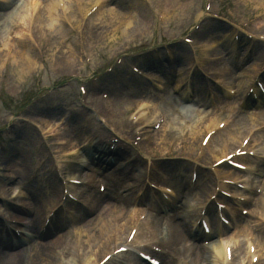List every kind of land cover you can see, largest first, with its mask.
Listing matches in <instances>:
<instances>
[{
  "label": "rangeland",
  "instance_id": "374dc122",
  "mask_svg": "<svg viewBox=\"0 0 264 264\" xmlns=\"http://www.w3.org/2000/svg\"><path fill=\"white\" fill-rule=\"evenodd\" d=\"M48 1V0H44ZM105 5L102 11H105L106 16L95 15L92 16V19L88 20L91 23H95V32L91 34L88 33L86 30L83 29L82 25L78 28V25H74L72 28L64 25L63 33L64 34H53L48 30H45V27L39 26L35 24L34 29L32 30V42L30 43V48L32 54L37 59V67L35 71H33L28 78H25V82L21 83L16 81L13 71H12V64L10 63V59L5 56V59L8 58L6 61L4 59V67L1 69L0 67V144L3 147H7L12 143V136L10 135L9 129L12 125L16 123H20L23 121L28 120L32 121L35 125H37V129H42L44 132V137L47 138L49 135L55 134L57 139H64V136H68L71 132H75L80 134L82 131L85 130L83 118L85 116L91 117L96 125L103 130L105 135H116L112 133L109 129L106 128L103 124L100 123V118H104L108 121L107 116L102 115L96 108H99L98 104L95 103L96 108L94 106V99L98 98L101 99L100 96L95 98L88 99L87 103L79 101V87L82 85L81 80L83 79L85 82H89L92 79V73H96L93 76L101 78L102 74L106 71V69L110 66H114L116 64V55L122 53V51L130 48L131 52L138 48L135 51L134 55H141L145 54L149 50H152L154 45L159 41H162L160 38L161 36L167 35L168 38H171L173 35H183L187 30L193 29L194 25L199 24L202 21H205L201 27L203 26V30L206 32H212L211 29H214L217 35L220 37L221 28L217 26L206 14L203 13V6L204 0H180V8L174 12L173 15L168 14V0H105ZM238 5L235 4L234 0H213L212 4L216 10L222 11L225 17H229L232 21V24L240 25L241 22L248 21V19H253L255 16H262L260 13H264V5L262 4L264 0H236ZM92 4L85 5L87 8H90ZM6 7V6H5ZM4 10V7L0 5V11ZM160 11H165L168 15V22L165 31L168 33L161 34L158 33V28L156 26L157 20L156 16ZM43 13V11H42ZM118 15L119 18H114V15ZM42 15V14H41ZM95 20V21H94ZM9 21H1L0 22V32L2 30L1 25H6ZM131 22V27L127 26V23ZM119 23L122 25L119 26ZM145 23L148 25V32L147 33H140L136 32L135 30L139 28L140 24ZM20 29H26L29 35V31L24 23H17ZM27 25V24H26ZM108 26H112L108 28ZM231 26L228 25V28ZM14 26H11V30ZM115 28L117 31H115ZM122 28H130L128 31L123 32ZM223 28V27H222ZM79 29V30H78ZM94 29V28H93ZM10 30V31H11ZM186 30V31H184ZM225 30V29H222ZM183 31V32H182ZM224 32V31H223ZM253 32L258 34L264 33V23L262 22ZM16 33V32H14ZM13 34H9L8 39L7 35L4 37V41L7 39L6 44L0 41V58L1 62L7 52L6 48H11V51L18 50V37ZM126 33V34H125ZM91 36H94L92 39ZM196 37L204 38L210 36L207 34L206 36H200L198 32L195 33ZM111 37V39H110ZM169 43V42H168ZM220 46L214 48L212 52H214L213 58L215 60L213 62H207L206 67L208 70H212L215 68H220L222 71V66L225 63H228L232 68L235 67L236 62H241V60H237V58L233 55H225L228 53L227 45L224 43H219ZM162 43L158 45L161 47ZM185 48L179 49L180 52L186 54L185 59L190 62V53L187 46ZM176 50V49H175ZM28 51V50H27ZM73 56L74 61L76 60V65L72 64L69 65L70 58ZM217 57V58H216ZM91 59V62L88 64L87 61ZM264 60V59H263ZM253 61V60H251ZM164 64V63H163ZM178 62H175L176 69V79L178 81L180 78L184 79L189 72L190 64L186 66L179 67L177 66ZM250 62L246 64L249 66ZM123 66V67H121ZM127 64H122L117 66L114 69V72L108 75L105 78V82L103 83L104 89L111 95L112 98V108L114 111L118 108V113L120 115V119H117V125H113V128H116L117 135L121 134V143L118 146L121 149V152L124 151V147L130 148L131 146H127L126 143L122 141H128L129 143H133L134 139L128 134L130 130L128 129L127 123L131 122V116H129V112L132 110V107L139 101V99L135 98L137 91H144V89L151 90L153 84H149L147 86L146 83L141 81L142 79L132 80L128 78L129 71L127 68ZM167 66V65H166ZM244 64L242 65L243 68ZM256 65H252V68L255 69ZM259 65L256 67V69ZM241 68V69H242ZM260 68V67H259ZM253 70L252 72L256 71ZM259 70V69H258ZM86 75V78L84 77ZM81 78V79H80ZM140 80V81H139ZM133 81H135L133 83ZM169 81V80H168ZM98 83V82H97ZM102 84V81H100ZM195 84L200 85L203 89L210 86L208 82H200L196 79ZM166 89L171 90L172 88L167 87ZM171 95V92L164 91L162 96L166 97ZM143 97H152V102L154 101V108H163L161 104V99L158 98L153 92L148 94H143ZM176 99L179 97L175 94ZM204 100V99H203ZM178 101V100H177ZM158 105H157V103ZM115 103V104H114ZM129 103H133L130 106ZM114 104V107H113ZM179 103V108H180ZM134 108V107H133ZM164 109V108H163ZM29 110V112H27ZM170 110L169 117H167V126L163 128V134H165V140H162V137L157 135V132L151 129V135L148 137L152 141H154V146L151 147V150L154 151L156 156H159L161 153H165L166 150L172 152L170 156H165L160 163L169 170V166L173 168L182 169L187 171L189 176L190 170L192 167V152L196 151V139L195 137H190L189 133L186 131L189 126L193 125L194 117L198 115H202L199 110L193 108V110H185L182 114H175L173 112V108L168 107ZM41 111L44 114H41ZM94 111V112H92ZM80 113H84V116L81 117ZM193 114V115H192ZM219 112L216 109H212L209 112L210 116H217ZM195 115V116H194ZM19 118H23L24 120H19ZM174 118V119H173ZM61 123H64L60 126ZM204 122L200 120L197 129L199 130V135L201 136V128L203 127ZM256 124H258L256 122ZM239 128V127H238ZM192 128H189V130ZM196 129V130H197ZM250 127L246 125L244 130L242 131V137L248 132ZM23 131V136L27 140H29L32 144V141L43 140L41 139L40 135L37 134V131L30 125V127L26 128ZM70 132H67V131ZM129 130V132H127ZM126 131V132H125ZM261 130L259 133H261ZM82 138V137H81ZM136 138V137H135ZM113 139V138H110ZM117 140V138L115 139ZM82 146L84 149V154L87 152L89 141H85V138H82ZM37 143V142H36ZM40 143V142H39ZM52 144L50 146L51 150L54 151L57 155V161L61 162L58 173L55 172L54 168L48 170L44 176H41V180L43 182L36 181L33 183V186H37L35 192L39 194L41 190H43L44 194L39 203L38 199L35 197L29 198V203L34 208L33 209V216L32 219L34 220L37 216L38 210L35 211L37 207L42 210L43 208L40 206H46L44 209H48L50 207V199H51V192L52 187L56 186V201L57 203L60 201V195L62 193V186L67 187V181L70 180V177L75 176L77 178L79 175L75 172L78 170L79 164H85L86 160L89 158H81L79 157L78 160L72 158V155H77L81 153L78 151L72 144L69 146H57L58 141L52 140ZM221 145L215 144L212 150L209 152V155L214 156H222V149L224 148L225 143H220ZM238 143L229 149L230 152L232 151ZM24 149L28 150L30 154H36V150H31L27 146H23ZM125 148V149H126ZM86 149V150H85ZM127 150V149H126ZM60 152V153H58ZM139 155L146 159L145 157V150H137L134 149L129 152V158L131 156ZM73 156V157H77ZM210 156L211 159H214ZM208 158V157H207ZM70 159V161L68 160ZM209 161V158L206 159ZM38 159H34L32 161L33 167L35 166L34 163H37ZM115 164V163H114ZM127 163L124 162L122 165L125 166ZM167 164V165H166ZM138 176L141 180L148 179L149 181H162L161 178L155 179L153 175L154 172L150 170L148 163L144 160L141 164L137 166ZM199 180L197 183V190L196 192L199 193L198 201L188 199L190 202L193 201V205L196 206L203 202L210 194L214 193L216 188V179L214 173L209 172L207 170L200 169ZM82 175L85 178H80V181H86V176L89 175V169L84 168L82 170ZM136 173V172H135ZM136 175V174H135ZM79 178V177H78ZM37 179V180H39ZM254 179H258L257 183H254L253 190L257 189L261 191V194H251L250 197H253L250 200V204H247V207L250 213L253 215L251 219H241L239 221V225L242 226L240 232H232L228 235V237H235L238 246H244V241L241 238L243 231L249 232L251 237H259L261 240V250L264 252V231H262L261 227L264 225H260V221H263L262 214L264 211V172L259 177L258 174L254 175ZM89 181L91 179H88ZM91 182V181H90ZM125 183L121 186V189L128 188L127 186L130 184ZM25 186V184H22ZM20 187V186H18ZM18 187H11L8 186L7 188L11 189V195L6 197V200L11 201L15 195H17L20 189ZM32 187V186H31ZM27 188V185L25 186ZM95 188V185H94ZM138 188V187H137ZM54 189V188H53ZM75 193L83 194L85 188L83 186L74 187ZM201 189V192H199ZM137 190V189H136ZM58 192V193H57ZM138 193V191H136ZM204 193V194H203ZM187 195V194H185ZM189 198V196H188ZM80 199V198H79ZM32 200V201H31ZM262 200V201H261ZM105 203L108 205H113L115 202L111 200H106ZM125 203V202H124ZM151 202H147L149 204ZM232 203V202H231ZM3 203L0 204V207ZM35 204V205H34ZM38 204V205H37ZM141 205L138 206L136 203L126 202L125 204L121 205V208L129 207L130 209L136 212L135 223L133 227L139 228L146 221V225L148 222L153 221L156 216L155 214L156 209H150V213L152 214L151 218L146 219L143 218L147 215L146 210L151 207ZM153 204V203H152ZM233 204V203H232ZM34 205V206H33ZM65 203L62 201L58 207L64 206ZM234 205V204H233ZM3 210V209H0ZM0 213H2L0 211ZM163 215H166L164 211H162ZM2 214H0L1 217ZM46 215V214H45ZM97 215V214H96ZM7 220V219H6ZM68 228V227H67ZM85 228L81 225L75 226V228L69 230L70 233H73L72 239L74 244L78 241L76 239L77 235H81V241L79 247H76V257H75V264L84 263V259L89 254H94L97 256V251L95 247H91V250L88 251L87 249V235L84 234ZM146 234H150L148 229L145 230ZM113 235L115 233L113 232ZM240 235V236H239ZM35 236V235H34ZM124 236H120L118 234L117 237L109 241V246L105 252L100 253L97 256V260H95L94 264H97L104 256L108 255L107 253L111 251V249L116 248L118 245L123 243ZM145 238H151L150 236H143ZM162 237H165V232L163 233ZM33 238V237H32ZM119 238V239H117ZM125 238V237H124ZM144 238V239H145ZM35 247V246H34ZM38 250L33 251V247L24 246L23 248H18L15 251H6L7 255H0V264H6L7 260L11 256H18V262L16 264H47L45 262L46 254L49 255V247L46 245V242H38L37 245ZM49 252V253H48ZM60 254L61 249H58ZM52 254V253H51ZM105 254V255H104ZM61 258L59 259L60 262L52 261L48 264H71L68 257L66 255H59ZM194 256L191 255L189 252L186 253L184 256L179 258L174 257V260L179 262H174L175 264H191L192 258ZM134 260V255L131 257ZM129 255L124 258V262L130 261ZM136 259V257H135ZM139 261V260H138ZM136 262V261H134ZM203 264H209L208 262H203Z\"/></svg>",
  "mask_w": 264,
  "mask_h": 264
},
{
  "label": "bare ground",
  "instance_id": "6f19581e",
  "mask_svg": "<svg viewBox=\"0 0 264 264\" xmlns=\"http://www.w3.org/2000/svg\"><path fill=\"white\" fill-rule=\"evenodd\" d=\"M75 1H77V0H48L46 2L45 9L42 13V16H37V14H38L36 12V11H38L37 6L36 7L34 5L29 6V5H27V2H29L28 0H20L22 5H19V7H17L16 9H13V10H10L9 12H6L5 15H4V13L0 14V22L3 20L9 21L7 23V27H6V25H1L3 27L2 28L3 31L0 32V41L3 43V45L6 44V41L8 39L9 34L11 35L14 32H16V33H14V35L16 37H18V40L16 41V43L18 42V50L11 51V48L13 46H11L10 48H6L7 52H5V55L3 57L2 62H1V58H0L1 69H3V67H4V59H5V56H7L8 58H10V63L12 64L13 75H14L16 81L21 82V83L25 82V78H28L30 76V74L33 71H35V69L37 67V59L32 54V51L30 48L31 47L30 43L32 42L31 41L32 40V33L31 32L34 29L35 24H38L39 26L45 27V30H48L49 32L53 33L54 35L55 34H57V35L64 34L62 27L66 24L71 25V28L74 25H78V27H79V25H80L79 21H78V19H76L75 13L72 12L73 11L72 3ZM81 1H82V3H86L85 5L92 4L93 9L96 8L97 9L96 13L98 12V14L100 16H106L104 14L105 11H102L103 8H101L99 10V6L102 5L104 0H81ZM14 2H15V0L12 1V4L10 5V7H12ZM179 3H180V0H168L169 8L167 10H168V14L170 16L171 15L174 16V12L180 8ZM262 4L264 5V2ZM87 10H89V8H87ZM40 17H41V19H40ZM114 18L118 19L119 16L116 14V15H114ZM75 20H77V22ZM19 22L24 23V25L27 27V29L29 31V35H28V32L26 29H24V28L20 29V27L17 24ZM121 25L122 24L119 23V26H121ZM11 26H14V28L12 30H11ZM127 26L131 27V22H128ZM111 27L112 26H108V28H111ZM138 27L139 28H137L135 30L136 32H139V31H140V33H143V32L147 33L148 32V25H146L145 23L140 24ZM129 29L130 28H126V29L122 28V31L126 32ZM115 31H117L116 28H115ZM6 35H7V39L4 41V37ZM222 38L225 40L230 39L231 35L226 36L223 34ZM110 39H111V37H110ZM233 41H234V38H233ZM207 47H211V45L209 44V46H207ZM231 49H232V52H233V49L235 50V41H234V45H232ZM180 54L183 56L184 55L187 56V55L182 53V52H179V54H177V58L179 59V61L183 62V63H181V65H187V62H188V61H186L187 59H183ZM175 56H176V53H175ZM8 58H6L5 61ZM72 64L76 65V60L74 61L73 56L70 58V61H69V65H72ZM150 67L152 69L155 68L153 63L150 65ZM251 68L252 67H250L249 69L244 70L241 73L236 75V76H238V81L236 83L238 85H234V88H236V90H237L236 93H239L240 96L245 94V92L248 89V87L250 86V84L256 78L255 75L257 72L253 73L252 72L253 70L250 72ZM174 75H176V73H174V71H171L169 73V77L165 76L164 79L170 78ZM133 76H135L134 73H132V77ZM173 78H170V81H173L174 80ZM177 83H181L180 80ZM227 83L231 84L229 87H227V88L231 89L230 87H233L232 84H234V82L227 81ZM157 87L159 88L161 86L158 84ZM173 87H174L173 89H176V88H179V85H175ZM186 91L188 92L187 86H186V90L184 93L185 96H187ZM143 92H146V90L140 91V93H143ZM140 97L143 98L141 102H144L139 106V108H143L141 110V113H140L141 114L140 120L142 122L148 124V123H150V118H153L156 115L155 108L152 104V108L147 110L146 106L148 103L146 101H149L150 98H144L142 96H140ZM168 97L172 98V99H168L166 105L169 106L170 108H177L179 105L178 101L176 99H174V97H172V96H168ZM209 97H211V94L209 95ZM212 97H214V95H212ZM256 97H257V99H259V97L256 96L255 93H253V95H251L252 99H255ZM97 102H98V100H96V103ZM117 110H118V108H116L115 111L113 109V115L115 114L116 118L119 120L120 115H119ZM30 114H32V113L30 112L29 115ZM41 114H44V112L41 111ZM28 116H27V121L16 123L13 125V127H11L9 133L15 139H12L11 145H9L3 149V151H6V154L9 156V159L11 160L9 163V166L6 165V169L8 171H10L11 174H16L18 176V178L20 179V181H19L20 184H25V186L27 185V188H26L27 195L21 193V195L19 194V196L16 198V202L18 204L23 205L24 210L16 211V209H17L16 206L12 203H8V201L6 200V197L10 196V191H12L11 189H9L7 187L10 186V184L12 182L11 180H14V177L9 176V174H8L7 177L4 178V180L6 179L7 181L0 182V199H3V201H4V204L2 207H4L5 205H8V207L11 208L10 211H7V209H8V207H7L3 211V213H4L3 216H6L7 218L10 217V219H12V220H19L20 222H22L24 219H22L23 216L18 217V213L21 215H24V216H26V215L28 216L31 213L30 212L31 211L30 210L31 204L29 203V198L32 196L34 198L36 197L38 199L37 203H39L41 197L43 195H45L43 190H41L39 192V194L35 192V189H37L36 188L37 186H33V183H35L36 181L43 182V180L39 179L36 181L33 180L31 182V179L33 178V171H35L37 169V166L34 168L31 166L30 163H31L32 155L30 154V152L28 150L24 149L23 146H27L31 150H35V149L45 150L46 145H42V144L39 145V143L32 144L28 139L26 140L24 138L23 131L21 129L25 130L26 128L30 127V125L34 129L37 128V125L32 123V121L28 120L29 119ZM250 116H252V114H250ZM248 120H246V119L241 120L240 119L238 121L237 125L246 126V123L248 122ZM84 125L87 128H91L94 126V124L92 123V121L89 118H85ZM127 126L132 127V126H134V124L128 123ZM243 126H240L239 128H233V127L230 128V130L227 131L223 135L222 139L221 138L220 139L215 138L214 139V140H216L215 143H217L218 146L221 145L220 143H226L225 148H227L228 144L229 145H235V144L239 143V140L241 139L240 133H241V129L243 128ZM81 134H82V138H86V136H89L87 133H85V131H82ZM191 135L192 136L195 135V132L193 130H191ZM77 137L80 140V136L77 135ZM32 142L33 143L36 142L35 139ZM198 144H200V142H198ZM44 146H45V148H44ZM94 147L96 148L97 153L100 156L99 161H97V162L93 161L94 166L98 165L97 168H101L102 165H105L108 168L111 167V165H110L111 159L107 160V159H109V158H107V156L124 158L125 160H122L123 162H126V160L129 159L128 158L129 156L127 157V153H121L120 151H116V150L111 151L103 143L95 142ZM225 150H228V149H225ZM126 152H129V150ZM86 155L91 156V154H89L88 152L85 154V156ZM2 158H4V156H2ZM104 161H105V163H103ZM127 163L128 164L125 168H121L120 167L121 164H118V163H116V165L118 164L116 167L112 168L113 169L112 171L117 176L115 178H112L111 180H110V178L107 179L108 190L106 192V195H104L103 197L102 196L101 197H98V196L86 197V196H84L85 206H83L81 208L72 209V211H78V214H79V216L77 218H72V222L75 221V222H78L79 224L83 225V228H85L84 234L87 235V237H88L87 238V249H88V251H90L91 247H95V250L98 253L97 256L100 253H103L106 251V249L109 246V241L111 243V240L114 239V237H117L118 234L120 236H124V237L127 236V238L130 239V232L132 231L133 225L136 222L134 220L136 217V215H135L136 212L134 210L130 209L129 207H126L128 205H125V208H121V206H120L121 204H125L124 202H126V200H122V196H121L122 194H120L121 193L120 189H121V185H123L124 183H126L128 181L133 182V185H131L133 189H135V187H136L135 184H137L138 182L141 183V180H140L141 178L138 176L137 165L141 164L142 161H139V160H136L135 162L128 161ZM262 166H263L262 163H260V168ZM79 167L80 168H78V170H75V172L78 173V175L81 177H82L81 172L84 168L87 167V169H90V165L88 163L87 164H80ZM50 171H51V168H50ZM170 171L175 172L176 175L179 174V177L177 179H175L174 180L175 182H173L170 186H162L160 188V191L165 193V195H167V197H169L170 199H173L178 193V198H174L173 200H171V201H176V200H178V201L175 202L174 206H167L166 207L162 201L155 200V202H157V204L161 207V209L168 210L170 212V214H167L166 216H164V215L160 214L159 212L155 211V214H157L156 218L154 217L155 219L151 222L149 221L147 225H140L139 228H140L141 232L143 230L148 229V231L150 232L151 238L155 239V240H159L162 237L163 233L165 232V238L161 239V241H160L161 245L157 246V248L168 249V247H169V248H171V250L173 251V254L175 256H184L186 253H188V252L190 253L191 250H194V248H196L195 246L189 247V245H188V243L190 241L188 239V237L192 236V227H193L195 221L197 222L198 219L202 218L203 220H201V221H204L205 223H207L209 216L207 213L204 216H202V214H201V212H202L201 209H202L204 203H200L196 206V204L193 205V203H194L193 201L190 202L188 199H184L183 197H181V195L187 194V195H185V197L189 196V199L192 198V200L198 201L199 193L196 192L197 187L196 186L194 187L191 185V183H192L191 182V175L188 177L186 175V172H184V170L178 169V168H170ZM173 172H170V173H173ZM87 177H89V176L87 175ZM237 181H239V180H237ZM113 183L118 185V189L116 186L112 187ZM244 184H245V182H244ZM25 186L23 185V187H25ZM128 186H130V184ZM230 187H231L230 183H225L223 185V188L225 190L229 189ZM70 189L73 190V186ZM54 190L55 191L57 190L56 186L52 187V192H51L52 197L50 199V202H51L50 207L48 209L47 208L44 209L46 206H40L43 208L42 210H40L39 207H37L35 209V211L38 210L37 216L35 217V225H34L36 236L34 239L30 238V239L26 240L27 244L30 247H33V251L38 250V248H37L38 241L48 239L51 235H53V233H56V234H62L63 233V231L60 229H62L64 227L63 226L64 221L62 219L59 220L60 219V211L57 209L58 203L56 201L57 199H56V195H55ZM87 191L88 190L86 189L84 192L87 193ZM126 191L127 190H124V192H126ZM141 191H142V187H140V192ZM199 192H201V189H199ZM132 193L133 192H130L129 194H132ZM89 195H91V194L89 193ZM61 197H62V193L60 195V198ZM24 198H26V199H24ZM262 198L264 199V196H262ZM106 199H109V200L111 199L119 205H117V204L104 205V202L106 201ZM149 200L150 199L147 197L146 199H142V200H139L137 202L141 205H145L147 203V201H149ZM0 202L3 203L2 201H0ZM146 205H148V204H146ZM152 205L153 204L151 203L150 206H152ZM152 207L155 208V206H152ZM52 211H56V212L53 215L52 219L50 220V222L48 224L49 226L44 227V224L46 223V221H44L43 225L40 227L41 231L46 232V233H44L45 235H43V233H39V231H38L39 225H41V220H42V218L45 217V214L47 212L49 214ZM93 213H97V215L95 217L89 219V215H92ZM234 214L235 213H233V212L230 213L229 215L225 214V211L223 209L219 213L220 216L225 217L229 222H230L231 218L234 217ZM151 216H152V214L150 212H148L147 213L148 219L151 218ZM5 222H6L5 218H3V220L0 219V225L4 224ZM232 222H234V221H232ZM145 223H146V221L143 224H145ZM234 224H235V222H234ZM206 228H207V232H208L207 236H212L216 232L221 234L225 230L224 225H222V223L220 221H217V229L216 230H215V228L212 227V225H211V227H206ZM200 229H201V227H200ZM261 229H262V231H264L263 226L261 227ZM113 231H115L116 236L113 235ZM144 234H146V233H144ZM11 235L14 236V233L12 232L11 229H9L7 231V233H3L2 231H0V242H1L0 246L6 250L8 248L14 249V248L19 247V246L18 247H12L11 245H9L11 243L6 238H9V236H11ZM72 236H73V233H68L66 235L60 236L54 242H48L47 243V246L50 249L49 252L52 253L51 254L48 252L49 255L47 253H45L46 254L45 262L47 264L49 262H52V261L54 262L56 260L58 262H60L59 259L61 257L59 256V252L57 251L58 249H61V251H62L61 253L66 255V257H68L71 264H75V257H76V251L75 250H76V247L79 246V241H77L74 244L75 241H73ZM124 237L122 238V240H124ZM127 238L125 240L124 245H121V246H124V247H127L130 249L132 246H131V244L128 243ZM234 238L230 237L228 240H225L221 244H217L216 241L211 240V243L209 245H212V249H214V252L212 251V249H208V248H205L204 246H201L198 249L197 257L195 256V259L193 260L192 264H203V262H208L209 264H227L226 258L228 256V251L224 252V244L225 245L226 244L232 245L233 241L236 240ZM241 238L243 241H245L246 245L248 242H251L250 239H253V241H255L252 244L256 245V248L258 249V254L261 256V260L258 264H264V253L261 250L262 244L260 243L261 240H259L258 236L250 238L249 234H242ZM117 239H119V238H117ZM137 239H138V237H137ZM187 240H188V242H187ZM201 241H202V243H204L206 241V239L203 240L202 237H199L197 243H199ZM248 245H250V243ZM3 248H0V255L4 254L3 252L5 250ZM114 252H115V250L111 249V253H114ZM243 254H244L243 248H236L235 247V250L233 251V257H232L234 264L235 263L239 264L238 261L240 260V258H242ZM129 255H130V257H132V254H129ZM97 256H95L94 254H89L84 259V263H79V264H94L95 260H97ZM127 256H128V253L127 254L117 253L106 264H124L123 263L124 258H126ZM17 257L18 256L9 257L6 264H16L18 262ZM160 260L163 261V264H165V259L163 257H160ZM167 261H169L170 263L172 262L171 260H168V259H167Z\"/></svg>",
  "mask_w": 264,
  "mask_h": 264
}]
</instances>
